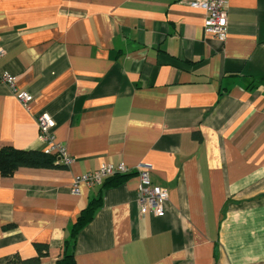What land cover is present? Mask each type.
<instances>
[{"label": "crops", "instance_id": "1", "mask_svg": "<svg viewBox=\"0 0 264 264\" xmlns=\"http://www.w3.org/2000/svg\"><path fill=\"white\" fill-rule=\"evenodd\" d=\"M205 13L186 0H0V146L46 151V112L72 157L0 174V264H25L37 242L35 264H55L99 194L76 264H264V0H226L223 41ZM139 161L167 190L162 214L139 212ZM120 162L105 185L71 191L76 174Z\"/></svg>", "mask_w": 264, "mask_h": 264}, {"label": "built area", "instance_id": "2", "mask_svg": "<svg viewBox=\"0 0 264 264\" xmlns=\"http://www.w3.org/2000/svg\"><path fill=\"white\" fill-rule=\"evenodd\" d=\"M193 5L203 7L205 17L203 20V28L206 32L211 33L217 39L223 41L227 33V17H226V0H186ZM5 80L15 90V95L24 105L32 100V95L25 89L18 90L14 87V77L5 74ZM37 122L40 134L43 138L50 142L46 151L54 152L58 155L61 162L68 165L72 162V157L67 152L63 144L53 141L52 129L54 127L53 118L46 112H42L37 116ZM152 164L148 161H139L136 164V173L138 176V185L136 187V202L139 212L144 214L151 211L154 214H162L164 212V202L167 199L166 188L153 184L150 180V172ZM127 166L123 163H101L96 169L84 173L76 174L71 183V191L79 193V184L84 183L87 186L100 185L106 177L124 173Z\"/></svg>", "mask_w": 264, "mask_h": 264}, {"label": "trees", "instance_id": "3", "mask_svg": "<svg viewBox=\"0 0 264 264\" xmlns=\"http://www.w3.org/2000/svg\"><path fill=\"white\" fill-rule=\"evenodd\" d=\"M62 165L66 164L61 162L58 155L54 152L37 148H17L11 145L0 146L1 175H10L19 166L53 167ZM106 183L107 182L104 181L103 185ZM100 203L101 195L99 194L97 197L90 199L89 203L80 210L76 216L69 237H67L64 241L63 253L55 260V264H76L73 247L76 241L77 232L91 219L95 209L100 205ZM35 246L37 254L23 260L25 264H35L40 260L41 256L46 254L47 245L45 243L37 242L35 243Z\"/></svg>", "mask_w": 264, "mask_h": 264}]
</instances>
